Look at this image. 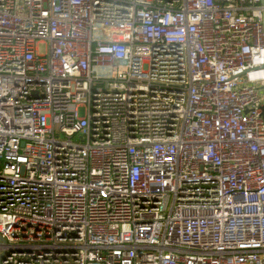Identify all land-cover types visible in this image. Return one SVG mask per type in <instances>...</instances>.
Here are the masks:
<instances>
[{
	"label": "built area",
	"instance_id": "built-area-1",
	"mask_svg": "<svg viewBox=\"0 0 264 264\" xmlns=\"http://www.w3.org/2000/svg\"><path fill=\"white\" fill-rule=\"evenodd\" d=\"M263 15L0 0V264H264Z\"/></svg>",
	"mask_w": 264,
	"mask_h": 264
},
{
	"label": "water",
	"instance_id": "water-1",
	"mask_svg": "<svg viewBox=\"0 0 264 264\" xmlns=\"http://www.w3.org/2000/svg\"><path fill=\"white\" fill-rule=\"evenodd\" d=\"M263 1H264V0H262V2H263ZM262 23H263V25H264V15H263Z\"/></svg>",
	"mask_w": 264,
	"mask_h": 264
},
{
	"label": "rangeland",
	"instance_id": "rangeland-1",
	"mask_svg": "<svg viewBox=\"0 0 264 264\" xmlns=\"http://www.w3.org/2000/svg\"><path fill=\"white\" fill-rule=\"evenodd\" d=\"M40 52L42 51L41 46H39Z\"/></svg>",
	"mask_w": 264,
	"mask_h": 264
}]
</instances>
